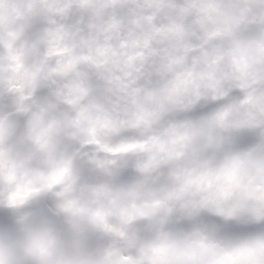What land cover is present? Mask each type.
Here are the masks:
<instances>
[{
    "label": "clouds",
    "instance_id": "clouds-1",
    "mask_svg": "<svg viewBox=\"0 0 264 264\" xmlns=\"http://www.w3.org/2000/svg\"><path fill=\"white\" fill-rule=\"evenodd\" d=\"M0 264H264V0H0Z\"/></svg>",
    "mask_w": 264,
    "mask_h": 264
}]
</instances>
